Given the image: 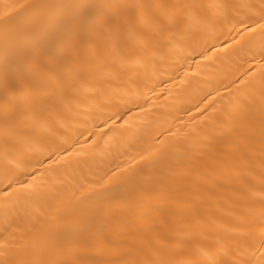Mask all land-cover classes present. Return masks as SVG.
Wrapping results in <instances>:
<instances>
[{
    "label": "bare ground",
    "instance_id": "1",
    "mask_svg": "<svg viewBox=\"0 0 264 264\" xmlns=\"http://www.w3.org/2000/svg\"><path fill=\"white\" fill-rule=\"evenodd\" d=\"M260 22L0 0V264H264Z\"/></svg>",
    "mask_w": 264,
    "mask_h": 264
},
{
    "label": "snow or ice",
    "instance_id": "2",
    "mask_svg": "<svg viewBox=\"0 0 264 264\" xmlns=\"http://www.w3.org/2000/svg\"><path fill=\"white\" fill-rule=\"evenodd\" d=\"M208 7L217 13H221L224 11V7L221 3H212V4L208 5ZM257 28L260 29L261 32H264V22H260L257 25H255L254 27H248L247 31L255 32L257 30Z\"/></svg>",
    "mask_w": 264,
    "mask_h": 264
}]
</instances>
